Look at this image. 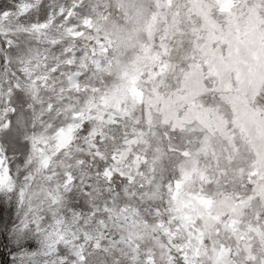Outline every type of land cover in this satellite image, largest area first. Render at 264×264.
Returning <instances> with one entry per match:
<instances>
[{
	"label": "rangeland",
	"instance_id": "374dc122",
	"mask_svg": "<svg viewBox=\"0 0 264 264\" xmlns=\"http://www.w3.org/2000/svg\"><path fill=\"white\" fill-rule=\"evenodd\" d=\"M91 2L97 46L53 96L50 167L28 136L0 177L23 193L17 240L69 264H264V0ZM69 173L91 182L79 204Z\"/></svg>",
	"mask_w": 264,
	"mask_h": 264
},
{
	"label": "snow or ice",
	"instance_id": "6c2138e0",
	"mask_svg": "<svg viewBox=\"0 0 264 264\" xmlns=\"http://www.w3.org/2000/svg\"><path fill=\"white\" fill-rule=\"evenodd\" d=\"M98 12L104 13L105 8L91 0H0V177L6 169L12 179L17 152L27 161L33 150L28 136L36 138L40 161L45 169L50 167L46 149L64 133L63 125L52 123L57 111L53 96L65 91L71 94L88 76L80 61L95 53L97 42L89 39L93 33L88 24ZM67 185L69 201L77 204L76 198L91 190V182H78L70 173ZM3 191L9 197L0 206V264H16L18 258L27 264H44V260L69 264V254L60 243L53 256L42 257L38 242L17 240L15 233L25 228L16 211L23 193L12 199L18 193L15 187ZM37 227L29 221L26 234ZM81 259L89 264L83 252ZM100 259L98 252L96 264Z\"/></svg>",
	"mask_w": 264,
	"mask_h": 264
}]
</instances>
